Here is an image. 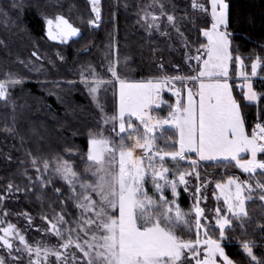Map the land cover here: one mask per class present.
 Masks as SVG:
<instances>
[{"label":"snow or ice","instance_id":"obj_1","mask_svg":"<svg viewBox=\"0 0 264 264\" xmlns=\"http://www.w3.org/2000/svg\"><path fill=\"white\" fill-rule=\"evenodd\" d=\"M154 2L161 11L146 8L142 15L148 30H159L164 16L176 27L177 17L165 11L160 0ZM91 5L95 17L88 23L96 25L101 18L100 0H91ZM11 7L21 5L12 0ZM191 8L203 13L205 22L198 29L205 42L198 44L195 55L186 54L189 64L195 62L194 75L127 79L120 74L119 56L107 53L108 75L96 72L92 65L82 67L80 80L96 101L104 127L89 130L83 172L61 155L49 160L29 152L35 169L34 176L25 172L29 183H39L45 190L52 184L64 199L59 210L49 205L51 213L40 214L46 226L35 225L43 235L34 240L7 219V208L0 209L4 217L0 219V249L6 253L0 255V264H237L225 250L228 233L237 227L246 232L252 222L249 203L258 199L264 207V180L259 178L264 176V92L256 90L252 79L258 70L264 71V56L257 54L251 60L250 72L244 58L234 56L228 0H191ZM7 11L0 8L5 16ZM44 19L47 37L53 41H67L81 31L62 13ZM176 31L180 33V28ZM181 37L189 48L187 38L182 33ZM159 67L163 70L164 65ZM234 68L246 89L244 103L230 83ZM23 79L6 73L0 79V99L7 101L10 87ZM186 82L198 85L193 88ZM109 88L114 100L118 96L111 114L99 99V93ZM164 89L175 95L174 104L163 100ZM161 104L170 109L165 116L155 114V106ZM251 105L257 112L249 127L243 109ZM161 139L163 143L158 142ZM72 152L66 150V154ZM204 162H234L247 174V178L216 179L212 196L217 203L212 208L207 207V193L213 178L202 179L199 171ZM185 163L188 168L182 167ZM54 177L63 181L67 193L55 187ZM190 177L197 181L191 186ZM192 188L193 203L185 209L181 192ZM19 191L11 183L6 188L7 193ZM4 199L0 193V203ZM70 206L74 211H68ZM16 215L23 216L28 227L34 226L27 210ZM260 231L264 234V222ZM256 243L244 239L240 246L250 264H264V255L254 251Z\"/></svg>","mask_w":264,"mask_h":264},{"label":"trees","instance_id":"obj_2","mask_svg":"<svg viewBox=\"0 0 264 264\" xmlns=\"http://www.w3.org/2000/svg\"><path fill=\"white\" fill-rule=\"evenodd\" d=\"M15 3L21 7L12 8V1H0V8L8 10L7 16L0 15V39L3 41V43L0 41V66L7 65L5 62L8 59L13 61L10 54H13L15 58L24 56V60L29 55L30 58L27 61H29L30 68L29 70L24 69V74L20 75L24 78V83L10 87L8 100L0 99V193H3V187L5 188L9 183L19 187L22 194L18 195L16 211L24 213L27 210L31 215L41 218V213H51L52 209L49 205L59 210L64 197L57 196L52 184L47 185L46 190L39 183L27 184L25 172L35 175V172H32L29 152L49 160L53 156L61 155L73 162L77 170L81 172L79 158H72L64 153L67 149H73L81 157H84L87 149V133L90 129L97 130L93 120L92 123L89 121V118L94 119L90 116L93 111L89 107L86 97L80 93L78 85L72 88V92H69V99L65 98L64 102L68 103L63 108L54 96H46L44 91L53 84L66 87L65 82L79 80L72 75L70 69L90 60L93 52L111 33L113 26L110 21L113 3L112 0H100L101 24L98 29L88 26V21L91 20V11L86 0H22L15 1ZM228 3L230 5L229 32L232 34L231 38L235 49L233 54L244 58L245 64L248 66L246 70L250 72L251 60L257 54L264 56V0H228ZM70 7L72 10L69 11ZM43 13L50 16L55 13L64 14L76 27L81 29L82 34L66 45L46 42L44 22L40 16ZM116 19L115 28L119 39L125 38L126 42L132 46L131 50L135 57L138 58L136 67L140 71L139 76H143L144 79H147L146 76L159 77L160 70L151 64L153 51H147L139 44L138 36L132 28L131 23L133 22H130L122 12L117 15ZM182 25L180 30L187 38L188 43L197 46L199 43H204L198 31L205 26L204 20L200 21L194 30ZM12 30L15 33L23 31L26 36L24 45L17 48L20 49L19 52L3 46L9 40L5 37ZM2 46L4 50H2ZM85 48H88V51H85ZM31 51L37 52L40 58L32 57ZM60 56H63V60L60 59ZM29 64L26 62L23 65L28 66ZM3 69L5 71L0 70V79L5 78L7 73L6 66ZM231 75L233 84L243 81L236 77L235 68L231 70ZM252 79L256 90L264 92V71L258 70V76ZM20 93L25 94L24 98H30L33 101L29 99L25 101V99L17 97ZM234 95L244 103L241 93L235 88ZM165 101L167 104H174L170 96H165ZM13 102L15 111H13ZM113 103L116 104V99ZM45 104L48 109L43 107ZM167 104L156 108L155 114L167 115L170 110ZM20 107L23 109L19 110ZM243 111L246 113L250 127L255 121L257 108L255 105H251L245 107ZM82 112L83 114H81ZM69 113L73 115L71 116ZM32 131L34 134L31 135ZM171 134L168 132L166 135L171 136ZM204 167L211 171L214 182L216 179H226L227 175L241 176L240 173H236L233 163H207L204 164ZM53 179L56 181L55 187H61L67 193V188L63 183L58 179ZM24 189L29 190L24 191ZM181 201V205L186 203L184 197ZM248 209L252 222L247 226L246 232L237 231L238 236L236 238L230 236L229 241L224 244L226 252L237 261V264H250L249 258L236 243L241 240H255L257 243L254 251L257 255H263L261 250L264 247V234L260 231V226L261 222H264V217L258 203H249ZM68 211L72 212L74 209L70 206Z\"/></svg>","mask_w":264,"mask_h":264},{"label":"rangeland","instance_id":"obj_3","mask_svg":"<svg viewBox=\"0 0 264 264\" xmlns=\"http://www.w3.org/2000/svg\"><path fill=\"white\" fill-rule=\"evenodd\" d=\"M0 1H2V0H0ZM7 1H12V0H7ZM15 1H22V0H15ZM86 1L89 5L90 11H91V19H93L95 17V13L92 12L91 0H86ZM160 2L165 5V11L172 12L177 17L176 27L180 28L181 25L183 24L184 26H188L189 28H191V30H194L198 27V23L200 21L204 20L203 19V13L194 12L192 10L191 0H160ZM112 3H113V13L111 15V21H110L111 23L110 24L113 27L111 29V33H109L106 36V38L103 40L101 46L98 47L95 50V52H93L90 60H88L87 62H85L82 65H79V66L76 65L73 68L71 67V69H70V72L72 73V75L74 77L78 78L79 80H72V81L65 82L67 84L66 87H62V86H59L57 84H53V85H51L50 88H48L44 91L46 96H54L56 98L58 104L61 106V108H63L68 103V102L67 103L64 102L65 98L69 99V96H68L69 92H72V88L74 86L78 85L80 87V90H79L80 93L86 97V100L89 104V107L93 111V114H91L90 116L93 117L94 119L89 118V121H90V123H92V120H93V124L95 125L96 129L104 127V125L102 124L101 112H100V109L97 107L96 101L93 99L92 95L89 93L88 87L80 80V72L82 70V67H87L88 65H92L96 72L101 73L102 75H108L107 74V68H106V65L108 62V60L106 58V53L109 56H111L112 58H115L118 55L120 58V62H121L119 70H120V74L122 77H125L127 79H135V80H141V79H136L138 77L144 79L143 76H141V75L139 76L140 71L136 67V63L138 61V58L135 57L133 50H131L132 46L128 42H126L125 38L122 37L121 39H119V37L117 35V31L115 28V26H116L115 21L117 20L116 17L120 12H122L129 19L130 22L131 21L133 22V23H131L132 28L135 31L134 33L138 36L139 44L142 47H144L145 50L153 51V59H152L151 64H153V66H155L158 70H160L159 76H161V75L191 76V75L195 74L192 71V69L195 67V62H193L192 64H189L186 60V54L191 53L192 55H195V48L197 47V45L189 43L190 47L185 48L184 47L185 40L182 39V37H181V33H182L181 30H180V33H178L176 31V27H173L172 25H170L168 23L166 16L161 17V25H162L161 28L159 30L154 28L151 32L148 30L146 23L143 21L142 15H143V12L145 11L146 8L148 11H155L157 13H159L161 11V9L154 2V0H112ZM70 10H72L71 7L69 8V11ZM40 13H42V12H40ZM1 14L2 13H0V15ZM46 15L50 16L46 13L40 14V16L42 17L43 22H44V38H45L46 42L58 44V45H66L70 41L77 39L82 34V32L80 31L78 36L71 37L67 41H63V42L59 41V40H56V41L51 40L50 38L47 37V33H46V24H45V19H44V17ZM182 16L184 17L183 19H181ZM100 24H101V18H100V21L96 25H91L88 23V26L90 28L98 29L100 27ZM209 26H210V18H209ZM18 32L15 33L12 30V32L9 33V35L7 37H5L6 39H9V40L3 46L9 47L11 50L19 52L20 49H17V48L19 46L21 47L24 45V43L26 41V36L24 35L23 31H18ZM200 36H201V39H203V41L205 42V38H203L201 34H200ZM0 41H1V43H3V41L1 39H0ZM3 46H2V50H4ZM34 52L35 51L30 52L31 56L39 59L40 58L39 54L34 55L33 54ZM10 55H12L13 61H10V59H8L5 62V64H7V65H5L7 73H13V74L20 76L21 74H24V69L29 70L30 64H29V61H27L30 58L29 55L27 56V58L25 60L23 59L24 56H20V57L15 58V57H13V54H10ZM7 56H9V55H7ZM26 62H28V64H29L28 66L23 65ZM160 64L164 65L163 70L160 69V67H159ZM177 65L179 66L178 68H177ZM5 66H2V67L0 66V70L3 71L4 70L3 68H5ZM236 67H238V66H236ZM146 77L150 78L148 76H146ZM21 83H24V81L22 80V82H20L19 84H21ZM53 83H59V82H53ZM186 83L188 84V86L193 87V88L197 87V85H198V82H197V84H192L191 82H186ZM230 83H232V82L230 81ZM242 84H243V81H238L235 84H233L234 88L236 90H238V92L241 93V96L243 94V91L246 90V89H243L241 87ZM176 86L181 87V85L179 83H177ZM234 88H233V92H234ZM117 90H118V85H117ZM165 96L172 97L173 103H175V99H176L175 95L171 92H168L167 89H164L162 92V97H163L164 101H165ZM183 96L186 100V96H187V88L186 87L183 88ZM17 97L23 98V99H25V101L27 99L33 101L30 98H24L25 97L24 93L18 94ZM99 99H100L101 103L104 104L105 112L111 114L112 112L115 111L116 105L118 104V96L116 97V104H114L113 103V101H114L113 90L111 88H109L106 93L104 91H101L99 93ZM62 101H63L64 105H62L63 104ZM46 106H47L46 104L43 105L44 108H47ZM160 106H163V104H161L159 106H155V107L159 108ZM40 108H41V105H40ZM20 109H23V107H20L19 110ZM69 114L71 115V113H69ZM81 114H83V112ZM88 133H87V138H88ZM30 134L32 135V134H34V132L33 131L30 132ZM158 142L163 143L164 140L161 139ZM9 146L12 147L11 145H9ZM86 151H87V149H86ZM137 152H139V150H137ZM64 155H66V156L70 155V156H72V158L78 157L79 161L81 163V172H83V170L85 168V164L82 162V157L78 154L77 151L73 150V152L71 154L64 153ZM85 155H86V152H85ZM207 163L208 162L201 163L199 166V171L201 173L202 179L212 177L211 171L207 170L204 167V164H207ZM233 164H234V162H233ZM182 167L188 168L189 165L187 163H185L182 165ZM235 171H236V173L238 172L241 174V178H242V175H243V178H247V174L243 173V171L236 166H235ZM259 171L260 170H258V172ZM32 172H35V169L33 167H32ZM33 176H34V174H33ZM54 178L58 179L56 177H54ZM259 178L261 180H264V176H260ZM26 179H27V177H26ZM61 182L63 183V181H61ZM196 182L197 181L195 180V177L189 178L190 186L194 185ZM27 184H31V183H29V181L27 180ZM7 186L5 188L3 187L2 192L5 194V199L3 200L2 203H0V209L7 208L9 210L7 219L10 220L11 222L17 224V226L20 227L22 230H25L26 235L28 236V238L30 240H34V239L42 236L43 234L35 227V225H39L41 227H44V226H46V222L43 221L42 218L32 215L34 217V226L28 227L27 222L24 219V217L16 215L17 213H19L16 211V204L18 202V195L22 194V193L20 191L19 192H13V193H7L6 192ZM181 188H183V186H181ZM212 189H214V181H212L211 188L209 189V191L207 193V195L209 197V199L207 201V207L208 208L214 207L217 203L215 197L212 196ZM193 193H194V188H192L191 191H182L181 192L180 203L182 202L181 200L183 197L186 201V203L184 205H182L183 208L187 209L188 207L191 206V204L193 203V200H192V194ZM251 203H258L259 204V209L262 212V216L264 217V207L261 206V202L258 199H255V201L251 202ZM3 218L4 217L2 215H0V219H3ZM258 229H259V227H258ZM237 231H240L241 233L244 232V230L237 227L235 230L230 231L228 233V237L234 236L236 238V236H238ZM216 235H218V233ZM228 241H229V239H228ZM53 242H55V238H53ZM236 243H238L240 246V242H236ZM262 250H264V247L262 248ZM262 254L264 255V251H262ZM0 255H6V253L3 249H0ZM245 256L247 257L246 254H245Z\"/></svg>","mask_w":264,"mask_h":264},{"label":"crops","instance_id":"obj_4","mask_svg":"<svg viewBox=\"0 0 264 264\" xmlns=\"http://www.w3.org/2000/svg\"><path fill=\"white\" fill-rule=\"evenodd\" d=\"M238 78V80H242L241 78H239V77H237Z\"/></svg>","mask_w":264,"mask_h":264}]
</instances>
